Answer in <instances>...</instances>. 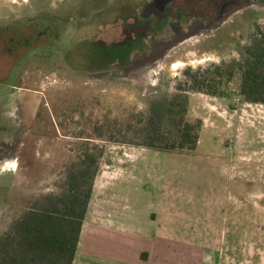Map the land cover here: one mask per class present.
<instances>
[{
	"label": "rangeland",
	"instance_id": "1",
	"mask_svg": "<svg viewBox=\"0 0 264 264\" xmlns=\"http://www.w3.org/2000/svg\"><path fill=\"white\" fill-rule=\"evenodd\" d=\"M140 4L0 0V235L64 190L88 147L103 154L81 251L155 235L163 264H264V104L239 94V74L220 85L222 97L190 92L188 116L202 121L195 151L132 143L140 114L173 94L186 69L240 58L264 9L141 65L165 33L141 31Z\"/></svg>",
	"mask_w": 264,
	"mask_h": 264
},
{
	"label": "trees",
	"instance_id": "2",
	"mask_svg": "<svg viewBox=\"0 0 264 264\" xmlns=\"http://www.w3.org/2000/svg\"><path fill=\"white\" fill-rule=\"evenodd\" d=\"M238 74L239 94L245 101L264 104V28L257 27L239 59L204 73L186 69V80L173 94L155 100L149 112L140 114L133 128L140 140L132 143L161 151H195L202 121L188 116L190 92L222 97L220 85ZM102 154L85 147L65 189L37 200L0 235V264H75Z\"/></svg>",
	"mask_w": 264,
	"mask_h": 264
},
{
	"label": "flooded vegetation",
	"instance_id": "3",
	"mask_svg": "<svg viewBox=\"0 0 264 264\" xmlns=\"http://www.w3.org/2000/svg\"><path fill=\"white\" fill-rule=\"evenodd\" d=\"M140 5L138 17L142 22L139 21V25H146L141 27V31L146 32L147 25H153L165 33V36L160 38L161 46H157L153 54L163 52L167 44L175 42L156 58L160 61L168 52L190 39L217 37L224 28L236 24L240 12L253 8L264 9V0H141ZM135 21V18L130 19L129 23H137ZM123 35L126 36V33ZM153 54L146 60L154 57ZM152 65L154 63L145 67ZM127 69L133 68H124V72ZM118 71L115 70V78Z\"/></svg>",
	"mask_w": 264,
	"mask_h": 264
},
{
	"label": "crops",
	"instance_id": "4",
	"mask_svg": "<svg viewBox=\"0 0 264 264\" xmlns=\"http://www.w3.org/2000/svg\"><path fill=\"white\" fill-rule=\"evenodd\" d=\"M158 232L160 231H157V233ZM142 237L136 238L137 241L135 245H133L134 247H132L130 243L120 244L118 245L120 247L117 248L116 245H112V251L107 252L102 251L98 245H96L97 241L94 243L95 245L90 248V251L83 252L80 249V239L75 264H163L162 261L157 262L160 256L158 257L156 253L160 248L163 249L164 246L161 245L163 242L157 241L155 235H149L151 240ZM164 244L166 248H168V243ZM117 249L118 251H116ZM160 255L162 254L160 253Z\"/></svg>",
	"mask_w": 264,
	"mask_h": 264
},
{
	"label": "water",
	"instance_id": "5",
	"mask_svg": "<svg viewBox=\"0 0 264 264\" xmlns=\"http://www.w3.org/2000/svg\"><path fill=\"white\" fill-rule=\"evenodd\" d=\"M173 44H175V42H174V43H169V44H167V45L164 47L163 52L161 51L159 54L154 55V57H151V58H149V59H147V60H143V62L141 63V65H143L144 63H147V62H149V61H155L156 58H157L158 56H160V54L164 53V51H166V50H167L169 47H171ZM141 65H139V66H141ZM132 68L134 69V68H136V67H132Z\"/></svg>",
	"mask_w": 264,
	"mask_h": 264
}]
</instances>
